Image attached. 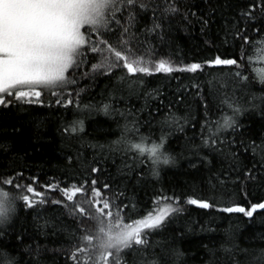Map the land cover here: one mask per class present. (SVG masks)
Returning <instances> with one entry per match:
<instances>
[{"label":"snow or ice","instance_id":"1","mask_svg":"<svg viewBox=\"0 0 264 264\" xmlns=\"http://www.w3.org/2000/svg\"><path fill=\"white\" fill-rule=\"evenodd\" d=\"M192 30L203 37L205 46L238 47V55H216L185 64L177 55L181 49L176 33L190 36ZM262 45L264 0L243 4L199 0L183 11L179 0H0V105L13 100L41 103L47 90L55 97L54 103L65 109L75 106L77 113L87 110L124 121L118 139L105 143L84 138L82 119L60 129L75 141L76 155H69L68 163L83 159L88 165L87 176L79 182L42 186L59 192L61 199L37 191L35 177L21 184L23 170L2 165L0 264H188L186 252L176 246L183 232L173 230L171 237L153 239L181 216L183 205L213 209L225 195H242L246 200L250 185L264 187V130L254 136L252 125L239 119L247 112L264 121V88L259 95L251 91L253 79L264 85V70L252 78L244 74L246 58L252 63L248 50ZM89 53L95 62L87 59ZM82 67L87 70L81 71ZM205 67L228 68L229 74L209 73L207 79L192 85L194 98L204 109L199 119V113L185 104L183 94L167 99L161 89H150L145 79L156 74L198 73ZM77 72L81 79L104 76L109 81L106 98L97 104H82L84 88L66 91L78 85ZM208 97L219 98L215 119ZM178 105H185L183 113ZM197 126L198 131L188 136ZM144 127L150 130L147 136L141 131ZM153 129L159 131L155 139ZM177 132L184 134V150L194 158L190 167L204 173L201 184L212 195L182 200L162 191L150 210L131 218L128 213L137 205L127 195L129 182L139 183L143 178L142 170L133 175L137 164L147 163L158 178L161 165L175 163L166 146ZM88 149L92 150L91 162L84 156ZM9 151L0 144V154L7 157ZM18 202L35 212V231L30 242L18 232L17 243L12 245L7 226L16 216ZM50 205L63 211L45 217L41 210ZM218 210L252 221L264 212V200L249 202L248 207L225 204ZM89 224L95 226L94 234ZM201 230L205 229L201 226ZM255 239V234L242 239L241 232L230 226L219 247L203 245L207 259L202 264H264V247L246 246ZM259 241L264 243V234Z\"/></svg>","mask_w":264,"mask_h":264},{"label":"trees","instance_id":"2","mask_svg":"<svg viewBox=\"0 0 264 264\" xmlns=\"http://www.w3.org/2000/svg\"><path fill=\"white\" fill-rule=\"evenodd\" d=\"M179 2L183 11L189 5L198 3L199 0H179ZM238 3H247V0H238ZM192 10L195 11L196 9L193 8ZM177 26L183 27L179 21H177ZM176 36L181 49L177 55L185 64L202 62L216 55L228 58L239 53L238 47L221 46L217 49L205 46L203 37H200L196 30H192L190 36L185 35L184 32H178ZM248 56L251 57L252 63L248 64L246 58L244 74L252 78L258 72L264 70V45L250 48ZM87 59L95 62L91 53L88 54ZM84 70H87V68L82 67L81 71ZM235 70L233 68L231 71L234 72ZM209 73L215 76H227L229 69L205 67L203 72H177L171 75L156 74L145 79L150 89H161L166 94L167 99H173L175 95L183 94L185 104L191 105L194 114L199 113L197 117L199 119L203 116L204 109L199 99L194 98L196 89L192 85L207 79ZM76 76L79 80L78 85L70 86L66 91H71L73 88L76 90L84 88L85 91L81 94L82 104H97L106 98V86L109 81L104 76L97 75L94 80L81 79L79 72L76 73ZM262 88H264V85L253 79L251 91L259 95ZM6 99L13 100L12 97H6ZM40 100L41 103H25L13 100L7 106L0 105V144L7 145L10 150L7 157L0 154V172L5 170L2 167L5 164L14 167L16 171L23 170L24 179L20 181L21 184L29 183L31 182L29 178L35 177L36 180L33 186L37 191H44L50 198L61 199L59 192H52L42 186L53 182H60L62 186L79 182L87 176L85 169L88 165L83 162V159L80 163H76L75 160L71 165L68 163L67 157L69 155L75 157L76 155L75 141L62 135L60 129L72 120L82 119L85 129L84 138L92 142L105 143L118 139L124 121L119 117H107L102 113L88 112L87 110L77 113L75 106H69L65 109L54 103L55 97L47 90L43 92ZM207 103L209 104L210 114L215 119L219 114L217 109L219 98L208 97ZM120 106L122 107V105ZM177 107H179L181 113L184 112L185 105H178ZM239 119L245 125H252L254 136L264 130V121L260 119L258 114L250 115L246 112ZM141 131L146 136L150 134L147 127L142 128ZM152 131L155 132L153 139L159 136L158 130L153 129ZM193 131H198V126L197 129L188 131L187 135L192 136ZM184 144L183 133L177 132L170 138L166 151L175 157V163L161 165L158 178L151 174L147 163L143 166L137 164L136 172L133 175L140 174L142 170L143 178L139 183L135 180L129 182L127 195L137 205L135 211L128 213L131 218H137L139 214L150 210L153 207L154 199L162 191L167 195H179L182 200L187 197L207 199L212 195L208 188L201 184L204 173L197 172L190 167V161L194 158L190 152L184 150ZM84 156L88 162H91L92 150H85ZM13 158L16 161L15 164H12ZM128 162L132 163L131 160ZM111 171L114 172L115 169L112 168ZM132 185H135V187H132ZM79 199H83V197H79ZM262 200H264V187L250 185L246 200L242 195L231 197L225 195L218 199L217 207L213 209H200L195 205L184 204L185 211L181 216L166 225L161 235L154 236L153 239L159 240L163 237H171L173 230L177 234L183 232L185 235L182 240L177 241L176 246L186 252L188 264H202V260L207 259L203 245L219 247L223 242L225 230L230 226L233 231L241 232L242 239H248L255 234L256 239L246 246L264 247V243L259 241V236L264 234V212L255 215L252 221H248L242 214H226L218 210L225 204L236 203L248 207L249 202L256 203ZM41 211L42 215L50 217L60 214L63 209L50 205L46 210L42 209ZM34 218L35 212L25 208L22 203L18 202L16 216L11 224L7 226L8 242L15 245L17 241L14 237L18 232H23L25 242H30V238L35 231L36 221ZM40 223H43V221H40ZM189 226L193 230L189 231ZM201 226L205 229L204 231L201 230ZM88 228L92 234L95 233L93 224H89Z\"/></svg>","mask_w":264,"mask_h":264},{"label":"bare ground","instance_id":"3","mask_svg":"<svg viewBox=\"0 0 264 264\" xmlns=\"http://www.w3.org/2000/svg\"><path fill=\"white\" fill-rule=\"evenodd\" d=\"M174 138V137H173Z\"/></svg>","mask_w":264,"mask_h":264}]
</instances>
